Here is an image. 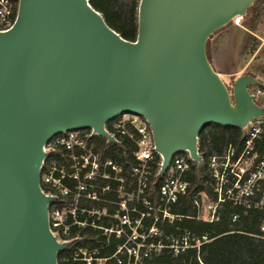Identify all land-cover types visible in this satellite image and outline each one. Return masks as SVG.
I'll return each mask as SVG.
<instances>
[{
  "label": "water",
  "instance_id": "95a60500",
  "mask_svg": "<svg viewBox=\"0 0 264 264\" xmlns=\"http://www.w3.org/2000/svg\"><path fill=\"white\" fill-rule=\"evenodd\" d=\"M256 0H141L138 36L123 38L89 0H20L0 31V264H58L68 246L48 223L40 186L45 144L131 113L144 117L162 157L187 151L203 165L198 136L209 124L246 129L264 118L242 74L232 89L207 54L210 37Z\"/></svg>",
  "mask_w": 264,
  "mask_h": 264
},
{
  "label": "built area",
  "instance_id": "2783aa9c",
  "mask_svg": "<svg viewBox=\"0 0 264 264\" xmlns=\"http://www.w3.org/2000/svg\"><path fill=\"white\" fill-rule=\"evenodd\" d=\"M19 2L0 0V31L14 26ZM105 129L114 142L83 129L55 135L44 146L40 186L52 196L49 228L58 242L68 243L60 251L62 262L147 264L163 252L177 256L191 248L199 251L209 241L206 235L175 226L184 217L214 222L225 201L264 212V156L254 151L264 129L262 118L249 122L246 146L239 155L229 146L225 154L210 157L215 198L206 191L191 194L193 215L174 211L190 194L187 174L190 161H195L187 151L172 155L161 172L162 157L144 117L124 113L107 122ZM100 137L107 143L127 138L134 145L131 160L120 163L104 155ZM238 218L234 213L231 220ZM261 231L264 235V219Z\"/></svg>",
  "mask_w": 264,
  "mask_h": 264
},
{
  "label": "trees",
  "instance_id": "16d2710c",
  "mask_svg": "<svg viewBox=\"0 0 264 264\" xmlns=\"http://www.w3.org/2000/svg\"><path fill=\"white\" fill-rule=\"evenodd\" d=\"M140 1L89 0L92 7L103 15L106 23L129 41H135L138 36ZM208 58L211 62L209 55ZM246 140V130L237 126H221L212 123L201 130L198 136V148L203 158V165L198 166L197 163L190 161V171L187 174L190 194L181 199V205L174 208L177 214L193 215L195 213V208L190 201V195L193 193L206 191L210 197L215 198L213 179L209 171L210 157L225 154L229 146L234 148L236 155H239L246 146ZM98 144L104 155L111 156L120 163L131 160L134 145L125 137L120 138L118 143H107L100 137ZM254 151L264 156V129L260 137L255 140ZM157 160H160L159 157ZM156 186H153L154 190ZM234 213L239 214L235 223L231 220ZM263 219L264 212L261 210L246 211L231 201H225L219 207L218 220L214 222L184 217L175 223V226L191 230L198 236L208 237L209 241L204 243L199 251L191 248L177 256L163 252L153 256L147 264H264V235L261 231ZM169 230L174 231L175 228H169ZM61 255L62 252L58 253V264H78L62 262Z\"/></svg>",
  "mask_w": 264,
  "mask_h": 264
},
{
  "label": "rangeland",
  "instance_id": "374dc122",
  "mask_svg": "<svg viewBox=\"0 0 264 264\" xmlns=\"http://www.w3.org/2000/svg\"><path fill=\"white\" fill-rule=\"evenodd\" d=\"M207 51L230 89L237 77L253 73L262 85H251L249 89L264 107V0H256L246 16L236 17L217 30L209 39Z\"/></svg>",
  "mask_w": 264,
  "mask_h": 264
}]
</instances>
